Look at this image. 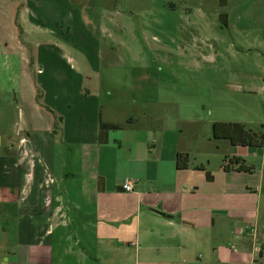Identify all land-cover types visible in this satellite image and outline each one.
<instances>
[{
	"label": "crops",
	"instance_id": "0c3cea01",
	"mask_svg": "<svg viewBox=\"0 0 264 264\" xmlns=\"http://www.w3.org/2000/svg\"><path fill=\"white\" fill-rule=\"evenodd\" d=\"M97 1L0 0V264H264V150L207 129L217 120L248 127L247 119L208 118L204 155L192 154L181 135L199 120L185 113L192 97L155 82L153 50L114 51L119 38L138 39L134 19L114 0ZM179 2L142 4L139 24L164 25L184 10L197 56L225 92L264 94V0ZM221 38H233L229 53ZM238 54L259 65L229 74ZM103 65L107 75L120 67L132 75L120 89L111 84L107 101L96 80ZM124 92L136 111L121 118ZM100 120L120 126L104 142ZM177 152L188 154L186 168L176 167ZM224 156L251 169H224ZM124 178L132 191L121 189Z\"/></svg>",
	"mask_w": 264,
	"mask_h": 264
},
{
	"label": "rangeland",
	"instance_id": "374dc122",
	"mask_svg": "<svg viewBox=\"0 0 264 264\" xmlns=\"http://www.w3.org/2000/svg\"><path fill=\"white\" fill-rule=\"evenodd\" d=\"M150 0H98L96 4H110L113 2L116 7L121 9L124 16L129 15L134 19V44L130 36L125 35L123 38H119L115 43L114 51L117 53H127L129 51H138L139 53H150L149 50H153L155 62L153 64L155 71V82L159 84H166L172 87H179L185 91L188 96L192 97L193 107H187L185 113L189 117H197L192 123H186L185 130L181 129V135L184 137V142L190 145L192 154L194 153L198 157L204 155L205 141L202 140L201 132L204 135L207 133L204 131V126H208V118L217 117L227 119H247L248 127L257 129L262 121H264V94L260 92L259 88L255 91L234 90L231 88L230 92L227 91L223 84V77L214 74H210V70H206L211 67V63L201 60L197 54L199 38H195L194 34L196 30L194 26L188 24L187 20L183 18L185 14L184 10L178 8V10H172L170 12L169 19L162 24L155 23L151 20L150 25L141 26L139 20L147 21V14L145 8H142V4H146ZM179 5V0H175ZM102 5V6H103ZM182 15V16H181ZM147 23V22H146ZM145 29V32L143 30ZM198 32V31H197ZM227 33V32H226ZM122 35V34H121ZM131 35V34H130ZM155 38H152V37ZM224 42L223 48L225 53H229L227 44L233 40V38H221ZM238 38H234L237 41ZM126 41L125 45L123 42ZM239 41V40H238ZM241 42V41H239ZM128 43V44H127ZM200 45V44H199ZM205 51H209L207 46H201ZM222 48V51H223ZM244 52V51H243ZM243 54V53H242ZM238 54L236 57H232L231 70H228L229 74L232 72H238V69H252L256 68L255 62L259 65V60L252 59L246 55ZM136 55V52H134ZM242 55V56H241ZM220 66L221 60H220ZM161 69L157 71L156 69ZM221 69V68H220ZM224 69V68H223ZM206 70V71H205ZM129 68L120 67L112 75H107V67L104 65L100 71V75L96 77V80L104 90V101L109 99L108 91H112L114 84L118 89L123 85L130 83L132 75ZM223 73V71H221ZM236 74V73H234ZM239 76V75H238ZM235 75L233 76V79ZM237 77V76H236ZM239 76L237 79H240ZM224 90H222V89ZM111 95H118V91L112 92ZM124 96L117 103L119 107V117L122 118L123 114L134 115V106L130 104L129 99L131 97L129 92H124ZM172 97V96H171ZM213 97V101H211ZM215 98V99H214ZM187 104H190V98L187 97ZM191 103V104H192ZM172 104L168 108L170 110L177 109ZM105 109V106H103ZM176 114V113H173ZM118 117V116H117ZM220 119V118H219ZM251 119V120H249ZM183 128V126L181 125ZM206 128V127H205ZM208 134H212V128L209 126ZM201 136V137H200ZM220 148L225 146L224 142H219ZM264 146V145H263ZM255 148V152L260 153L264 150V147ZM246 151V148L242 149ZM251 150V149H250ZM252 151V150H251ZM218 161L221 160V151H218ZM258 159V158H257Z\"/></svg>",
	"mask_w": 264,
	"mask_h": 264
},
{
	"label": "trees",
	"instance_id": "16d2710c",
	"mask_svg": "<svg viewBox=\"0 0 264 264\" xmlns=\"http://www.w3.org/2000/svg\"><path fill=\"white\" fill-rule=\"evenodd\" d=\"M225 0H220L221 4H224ZM37 99H40L39 93ZM61 122V116H55V127L57 128ZM118 124L106 123L100 120L98 130V140L100 142L106 141V131L113 128H119ZM264 124H260L257 129L246 127L242 122L238 121H223L217 120L212 124V137L214 139H227L231 144L242 145L248 147H262L264 145L263 139ZM189 161V156L186 152H177L176 154V167L186 168ZM237 170H250L251 168L244 163V160L240 157H227L222 159V167L224 169L233 168ZM208 174V172H207ZM209 176V174H208Z\"/></svg>",
	"mask_w": 264,
	"mask_h": 264
},
{
	"label": "built area",
	"instance_id": "2783aa9c",
	"mask_svg": "<svg viewBox=\"0 0 264 264\" xmlns=\"http://www.w3.org/2000/svg\"><path fill=\"white\" fill-rule=\"evenodd\" d=\"M263 139H264V130H263ZM133 181L129 178H124L122 182L120 183V187L124 191H132L133 190ZM260 248H257L259 250Z\"/></svg>",
	"mask_w": 264,
	"mask_h": 264
}]
</instances>
